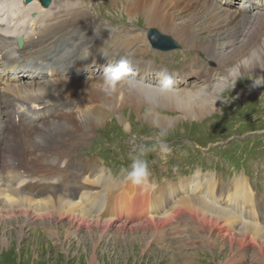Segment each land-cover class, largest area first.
<instances>
[{"label": "bare ground", "instance_id": "obj_1", "mask_svg": "<svg viewBox=\"0 0 264 264\" xmlns=\"http://www.w3.org/2000/svg\"><path fill=\"white\" fill-rule=\"evenodd\" d=\"M81 1L66 3V0H53L50 6H45L43 0H0V36L12 42L16 38L24 39V46L18 51V60L23 62V66L8 69L0 63V222L15 219L19 222L24 218L25 224H29L30 212H33L35 218L45 221L44 225L51 224L49 237L60 242L53 219L64 221L67 218L72 222L69 226L76 227L73 232L68 225H62L68 239L78 236L82 227L88 233L100 228L99 235L104 236L120 221L124 224L117 227V235H121L120 231L127 226L128 219L134 218L131 221L143 225L147 220L150 226L144 229L154 233L147 236L144 230L139 241L151 238L158 245L161 240L169 239V247L160 250L169 254L172 242L180 236L173 240L168 236L158 238L159 233H166V228L176 224L179 217L188 218L191 228L189 222L185 227L171 228L172 232L179 230L178 235H185L191 229L198 236L194 239L189 234L186 248L196 245L198 239L214 250L218 246L217 239H220L231 247L229 254L234 264L246 260L248 264H264V195L254 189L249 178L238 175L224 183L214 173L198 171L177 182L161 185L152 182L156 185L154 189L142 191L108 176L103 169L93 167L90 160L74 156L79 142L88 141L90 132L104 123L108 116L106 113H115L124 105L147 107V122L154 126L155 120L162 128L177 120L162 115V108L194 119L215 112L221 101L220 92L227 85H233L239 76H252L264 69V65L249 66L253 50L264 47V0H253L248 9L255 10L257 6L258 12L251 18H246L240 10L232 11L233 0H189L191 14L187 23L190 24L179 28L173 24L174 17L170 19L172 13L168 16L162 9L166 5H156V2L147 7L151 14L157 12L162 15L167 29L176 27L174 30L178 32L179 39L190 50L204 52L217 59L219 71L191 59L192 65L185 63L167 68L139 58L138 52L141 54L143 50L139 47L134 49L127 35L116 36L111 45L105 43L102 37L106 29L100 21H91L95 13L82 9L73 12ZM224 1L227 7H219V2ZM186 3V0H179L181 9ZM211 14L220 17L222 24ZM252 18L256 20L252 32L260 30V33L249 38V47L240 48V52L224 53L246 34L244 28L253 22ZM65 21L67 23L62 25ZM208 33L210 38L202 39ZM119 39L123 43L116 45ZM143 52L145 55L148 53L147 50ZM232 54L239 57L235 60V67L226 60ZM121 58L136 69L132 71L142 84L137 91L120 89L106 95L97 87L102 81L103 68ZM96 64L103 65V68L92 69ZM204 69L202 75L200 71ZM161 70L171 75L176 91L161 92ZM33 75L34 81L30 78ZM260 90L263 86L253 87L252 84L243 92ZM95 109L99 110L97 117ZM81 130L82 133L79 132ZM38 160L52 166L51 177L46 176L42 169L39 175L37 170V177L33 171L26 174L27 165ZM7 171L13 176L6 178ZM120 195H124L121 202ZM16 210L23 211L24 216L16 214ZM83 241L80 237L77 240L79 243ZM6 243L9 240L2 237V244ZM94 245L97 247L98 243ZM247 249L250 252H245Z\"/></svg>", "mask_w": 264, "mask_h": 264}, {"label": "rangeland", "instance_id": "obj_2", "mask_svg": "<svg viewBox=\"0 0 264 264\" xmlns=\"http://www.w3.org/2000/svg\"><path fill=\"white\" fill-rule=\"evenodd\" d=\"M70 1L66 0V3ZM188 1L186 0L184 9H181L179 0H161L159 3L158 0H82L81 5L73 12L82 9L84 12L95 13L94 19L92 18L91 21H100L106 29L102 37L105 43L109 42L111 45L116 36H129L128 42L133 44L134 49L139 47L143 51H148L146 55L143 51L141 54L138 52L139 58L157 62L158 65L162 64L167 68L183 66L185 63L192 65L191 60H196L203 66L207 65L206 67L209 69L219 71L220 65L217 59L210 58L207 53L190 50L179 39L178 32L174 30L176 27L190 24L187 23L191 14L189 12L191 5L188 6ZM172 2L176 3L177 6ZM232 2L230 9L232 11L240 10L247 16L246 18H251L258 12L257 6L255 10L250 11L248 9L253 5V0L249 2L247 0L238 2L233 0ZM219 3V7H227L225 1ZM154 4L166 5L162 9H165L168 16L172 13L170 19L174 17L172 21L176 27L167 29L163 24L162 15L157 12L151 14L147 10V7L149 8ZM206 11L207 9H205ZM161 13L163 12L161 11ZM203 14L204 16L207 15V13ZM88 15L91 14L88 13ZM244 15L243 17H245ZM210 16L219 19V23L222 24L220 17L215 14ZM255 21L254 18L253 22L245 26L244 33L246 34L223 52H240L246 46L249 47L247 43L249 38L260 33V30L252 32ZM65 23L67 22H63L62 25ZM151 29L163 36L170 37L176 43L178 42L180 50L166 54L154 50L148 41V33ZM139 31H141L140 34ZM208 38H210V33L202 36V39ZM220 42L222 43V40ZM122 43L121 39L115 42L116 45ZM237 58H239L238 54H232L230 59L226 60L231 61L229 62L231 67H235ZM224 60L220 59V61ZM100 65L98 64L97 69ZM186 72L187 68L184 73ZM200 72L203 75L205 69ZM254 77H264V69L261 68L252 76L250 74L239 76L233 85H227L220 92L221 101L218 103L217 110L205 117L189 118L184 113L172 112L162 108V115L172 119L177 118L174 124L166 128L151 126L147 122L145 118L148 113L147 107L133 108V104H129L127 105L129 107L124 105L123 109L115 113L109 111L106 113L108 116L104 123L90 132L89 140L79 142L78 150L74 156L90 160L93 167L103 169L108 176L117 178L121 182L120 170L130 165V153H134L140 147L153 148L155 137L160 129H166L167 135L163 140L171 147L170 154L165 159L157 150L149 152L146 157L150 163L151 182L160 185L171 181L177 182V180L190 177L198 171L204 174L214 173L218 180L224 183H229L230 180L241 175L249 178L254 189L259 194L264 195V86L260 92H243L252 86L253 81L250 79ZM102 107L106 108L103 105ZM98 113L99 110L95 109V117L98 116ZM79 132L82 133L83 131ZM36 163H32L30 168V171L36 173L35 177H37V170L39 175L41 169L46 176L51 177L53 175L50 164L41 163L40 160ZM63 165L60 164V166ZM39 179L41 178L39 177ZM29 180L37 181V179L31 178ZM100 188L99 191L102 190ZM123 197L124 195L118 197L120 202ZM141 206L143 207V205ZM20 211L16 210L15 212L24 216L22 215L23 211ZM132 219L134 218L128 219L127 226L120 231L121 235H117V227H122L124 224L122 221L117 222L115 227L104 236L99 235L101 233L100 228H94L93 233H88L82 227L79 229L82 232L70 239L65 238V230L62 231V225H68V229L74 232L76 227L71 228L69 226L72 222L67 218L64 221L53 219V221L55 220L53 226L56 230L58 229L57 233L59 234L57 236L60 238V242L56 238L49 237L51 224L44 225L45 221H42L41 218H35L33 212H30L29 224H25L24 218L23 220L19 219V222L18 219L12 222L1 221L0 264H234L231 262L232 256L229 254L232 250L231 247L227 242H222L220 239H217L218 246L214 250L208 248L202 241L201 245L198 239L196 245H191L187 249L185 246L188 235L192 234L193 238L198 236L191 229H188L185 235H178L179 230L172 232L171 228L178 225L185 227L186 222H189V228H191L192 223L188 218L180 219L179 217L177 223L175 222L176 224L172 223L170 228H166V233L162 231L163 234L159 233L158 238L168 236L173 240L180 236L178 240L172 242L173 246L171 245L169 254L160 251L169 247L167 246V244H171L169 239L161 240L162 242L158 245L151 238L140 242V236L144 230L147 236H152L154 232L144 229V227L150 226L147 220H144L146 223L143 225L141 222L131 221ZM2 237L9 240V243L3 245ZM79 237L84 239L82 243L77 242ZM95 243H98L97 247H94ZM223 247L225 248L223 249ZM248 250L245 252H250ZM248 263L246 260L240 264Z\"/></svg>", "mask_w": 264, "mask_h": 264}, {"label": "clouds", "instance_id": "obj_3", "mask_svg": "<svg viewBox=\"0 0 264 264\" xmlns=\"http://www.w3.org/2000/svg\"><path fill=\"white\" fill-rule=\"evenodd\" d=\"M257 65H264V47L254 49L249 57L250 68H255ZM161 92L176 91L175 82L166 71L161 70L159 73ZM253 87L264 86V77H254ZM142 82L137 79L133 73L128 61L121 58L116 63H108L103 68L102 81L97 85L99 90L106 95H112L120 89L129 91H137ZM154 126H158L157 122L153 121ZM167 135L166 129H160L155 137L153 148L140 147L134 153H130V165L127 168L120 170L122 177L121 183L131 184L134 187L140 188L142 191L154 189L156 185L151 182V169L149 160L146 158L151 151H157L162 158L170 154L171 147L164 142L163 138ZM103 173V170H101Z\"/></svg>", "mask_w": 264, "mask_h": 264}, {"label": "water", "instance_id": "obj_4", "mask_svg": "<svg viewBox=\"0 0 264 264\" xmlns=\"http://www.w3.org/2000/svg\"><path fill=\"white\" fill-rule=\"evenodd\" d=\"M27 2H31L33 0H26ZM51 0H43L45 4H49ZM148 38L154 49L162 50L164 52H170L180 49L179 45L174 42L170 37L163 36L159 34L156 30L152 29L148 35ZM22 47L23 41L19 42Z\"/></svg>", "mask_w": 264, "mask_h": 264}]
</instances>
